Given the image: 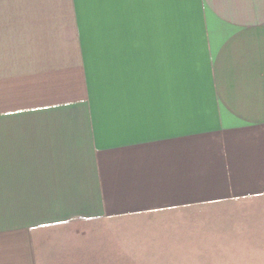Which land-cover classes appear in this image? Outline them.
<instances>
[{"label": "crops", "instance_id": "crops-1", "mask_svg": "<svg viewBox=\"0 0 264 264\" xmlns=\"http://www.w3.org/2000/svg\"><path fill=\"white\" fill-rule=\"evenodd\" d=\"M262 196L264 0H0V264Z\"/></svg>", "mask_w": 264, "mask_h": 264}, {"label": "rangeland", "instance_id": "rangeland-1", "mask_svg": "<svg viewBox=\"0 0 264 264\" xmlns=\"http://www.w3.org/2000/svg\"><path fill=\"white\" fill-rule=\"evenodd\" d=\"M38 264H264V196L73 222Z\"/></svg>", "mask_w": 264, "mask_h": 264}]
</instances>
